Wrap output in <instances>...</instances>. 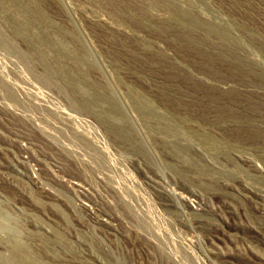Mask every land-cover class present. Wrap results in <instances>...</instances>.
<instances>
[{
  "label": "rangeland",
  "instance_id": "obj_1",
  "mask_svg": "<svg viewBox=\"0 0 264 264\" xmlns=\"http://www.w3.org/2000/svg\"><path fill=\"white\" fill-rule=\"evenodd\" d=\"M0 264H264V0H0Z\"/></svg>",
  "mask_w": 264,
  "mask_h": 264
}]
</instances>
